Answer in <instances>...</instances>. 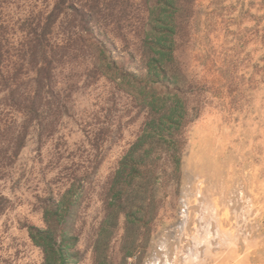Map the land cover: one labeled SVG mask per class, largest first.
I'll return each instance as SVG.
<instances>
[{
  "label": "rangeland",
  "instance_id": "rangeland-1",
  "mask_svg": "<svg viewBox=\"0 0 264 264\" xmlns=\"http://www.w3.org/2000/svg\"><path fill=\"white\" fill-rule=\"evenodd\" d=\"M77 1L51 36L74 49L55 61L43 122L0 89V264H45L29 227L49 228L63 201L69 264H264V0H99L91 22L94 1ZM54 5L0 0L1 68L33 78L23 55ZM162 23L173 49L154 77ZM11 127L17 152L1 150ZM206 234L209 250L184 259Z\"/></svg>",
  "mask_w": 264,
  "mask_h": 264
},
{
  "label": "trees",
  "instance_id": "trees-1",
  "mask_svg": "<svg viewBox=\"0 0 264 264\" xmlns=\"http://www.w3.org/2000/svg\"><path fill=\"white\" fill-rule=\"evenodd\" d=\"M69 0H55L54 7L45 13H39L38 23L34 28V38L27 45L25 54L23 55L24 62L28 67H31L35 71L33 78L24 80L19 76V69L15 68L11 71L8 67L1 68L3 66V57L0 51V89L5 91L3 96L8 105H11L16 112H20L23 115L25 121L30 124L34 120L38 123H42V118L45 116L47 110H51L52 105L57 101L55 96H46V88L52 84V69L59 55H64L70 50H73V45L70 41H66L63 44H55L51 41V36L54 27L63 12L66 11L65 5ZM94 4L90 6L87 13L81 15L87 20V22L95 21L99 15V0H93ZM78 0L75 3H79ZM78 6V5H77ZM73 9L80 10L79 7ZM85 10H87L85 8ZM84 11V10H83ZM74 21V20H73ZM163 24V25H162ZM162 24H156L154 29L157 28L168 30V33H162L159 38H156L158 45L155 49L156 54L160 56V59L150 60V75L161 76L162 69L159 66L160 62L165 58L171 59V53L173 49V41L169 42L170 36L173 34L171 27ZM73 42V41H72ZM3 43L0 38V44ZM0 45V50H1ZM152 66L154 69H152ZM31 85V86H30ZM156 99H153L155 102ZM153 104V103H152ZM12 127L7 131L8 140L7 143H3L2 149L9 147L15 148L16 152L22 147L24 143V137L22 131L12 135ZM27 130L28 127L25 126ZM118 176L117 181L119 182ZM64 201L60 202L58 207L51 212L50 219L47 221L52 222L47 229H38L35 227H29V234L37 247L42 248L45 252L46 259L45 264H69L70 259L73 257V253L70 252L74 240L69 237L68 230L64 229L61 234V241H57L56 230L53 226H57L55 221L60 225L67 222L66 216L60 214L61 208L64 206ZM70 208L66 207L65 214H70Z\"/></svg>",
  "mask_w": 264,
  "mask_h": 264
},
{
  "label": "bare ground",
  "instance_id": "bare-ground-1",
  "mask_svg": "<svg viewBox=\"0 0 264 264\" xmlns=\"http://www.w3.org/2000/svg\"><path fill=\"white\" fill-rule=\"evenodd\" d=\"M202 211H204V213L202 215L204 221L206 220L210 224L211 221L215 219V216H214V213H213L214 209L212 207V204L209 201H205L202 204ZM201 231H206V233H207V231H210V230H201ZM199 239H194L193 248L190 249L188 254L184 255V257H183L184 259L185 258L187 260H190V259L192 260L193 258L198 259L200 257V251L198 249L200 245H203V247H205V249L207 251L209 250V248H210L209 247V243H210V240H211V234H208V235L206 234V235H204V237L202 239H200V240ZM187 260H186V262H187Z\"/></svg>",
  "mask_w": 264,
  "mask_h": 264
}]
</instances>
